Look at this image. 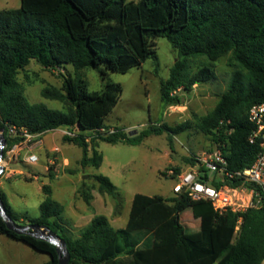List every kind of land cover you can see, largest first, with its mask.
<instances>
[{"label": "trees", "instance_id": "obj_1", "mask_svg": "<svg viewBox=\"0 0 264 264\" xmlns=\"http://www.w3.org/2000/svg\"><path fill=\"white\" fill-rule=\"evenodd\" d=\"M158 38L167 39L179 57L169 78L161 82L162 100L169 107L180 101L172 92H189L196 84L213 79L211 66L228 56L232 73L227 88L214 109L199 118L197 128L222 149L230 170L250 168L259 143L249 141L254 126L247 112L253 105L264 104V0H20L18 9L0 10V127L7 143L3 158L22 141L8 134L11 127L40 136L57 129H77L75 137L63 140L82 149L81 166L93 168L102 163L96 150L99 140L133 145L149 134L166 131L175 136L185 131L187 124H162L131 138L118 128L112 135L97 132L109 129L105 121L122 89L120 84L106 83L102 90L90 93L83 71L97 70L103 81L108 72L126 74L155 56ZM197 57H205L207 64L191 74L187 62ZM32 60L47 71L73 68V76L59 73L60 88L41 92L45 99L63 103L67 112L26 99L18 75ZM187 162L194 165L193 158ZM94 180L99 194L118 198L109 178L98 175ZM42 191L45 198L39 216L26 222H18L2 192L0 198L16 223L46 226L59 235L66 243L69 264L264 263V207L220 214L209 202L191 201L187 195L135 194L124 228L114 229L105 216L96 215L79 229V236L72 237L63 224L64 207L51 198L49 187ZM84 199L90 205L92 195ZM188 209L199 222L198 231L191 234L180 219ZM119 210L116 205L115 213ZM236 229L235 241L230 243L225 230ZM0 234L48 255L45 264H58L55 245L7 230L1 217Z\"/></svg>", "mask_w": 264, "mask_h": 264}, {"label": "rangeland", "instance_id": "obj_2", "mask_svg": "<svg viewBox=\"0 0 264 264\" xmlns=\"http://www.w3.org/2000/svg\"><path fill=\"white\" fill-rule=\"evenodd\" d=\"M19 7L20 0H0V10ZM227 58L228 56L223 57L211 66L213 79L196 84L189 92L182 89L177 92L176 97L180 101L173 106L178 107L177 109H169L161 96V82L169 78L170 69L179 59L177 52L165 38L155 40L153 58L126 74L108 72L103 81L97 70H84V80L90 93L102 90L106 83L121 86L120 99L105 121L109 129L118 128L131 138L162 124L169 127L187 124L188 128L175 136L166 131L149 134L140 143L133 145L109 144L99 140L96 148L102 156L99 168L81 166L82 149L62 139L63 129L48 133L44 138L46 147L39 143L37 147L33 146L37 140L25 145L24 150L17 154V159L12 161V164H19L18 167L24 175L14 172L10 176L4 173L0 177V191L6 196L18 222H26L27 219L39 216V205L45 198L42 191L45 186L50 188L51 198L64 207L63 224L72 237L79 236V229L86 225L88 217L95 212L85 202L86 194L94 195L97 210L111 220L118 216L115 213L117 205L121 213L120 228L125 226L130 203L135 194L173 197L175 179L170 178L167 172L171 170L175 173V169L180 172L187 170L193 166L187 162L188 159H194L214 147L212 140L198 130L197 123L199 118L214 109L227 88L232 73V68L227 65ZM205 64V57L191 58L187 62L188 71L195 74ZM65 72L73 76L71 66H66L65 71H47L32 60L25 70L20 71L18 81L23 85L24 96L30 103L43 104L51 110L67 112L60 101L45 99L41 95L45 88H60L62 79L59 73ZM88 137L91 136L88 134ZM52 144L59 149L51 153L49 160L52 164L47 165L44 148L49 149ZM30 146L33 147L31 153L38 157L35 164L22 161V151L26 152ZM61 156L69 160L67 166H62ZM98 175L109 178L117 188L119 196L116 200L99 194L94 180V176ZM180 219L188 234L198 231L199 222L193 219L189 209L181 214ZM112 227L117 228L113 224ZM236 232L237 229L225 230V236L230 243L235 241ZM48 261V255L0 234V264H45Z\"/></svg>", "mask_w": 264, "mask_h": 264}, {"label": "built area", "instance_id": "obj_3", "mask_svg": "<svg viewBox=\"0 0 264 264\" xmlns=\"http://www.w3.org/2000/svg\"><path fill=\"white\" fill-rule=\"evenodd\" d=\"M179 91L181 89L172 92L171 96H176ZM174 108L178 107H169V109ZM247 119L254 126L249 141L259 143V152L251 167L243 171L230 170L222 149L215 145L216 150L212 149L211 152L195 157L194 165L187 170L178 175L171 170L167 172L175 179L173 195H187L191 201L209 202L213 210L220 214L243 213L251 208L264 207V104L251 106L247 112ZM97 132L112 135L116 130L102 128ZM61 133L63 136L73 138L79 132L77 129L73 131L63 129ZM8 134L11 137L21 138L22 141L14 145L0 161V166L3 168L0 177L8 172V165L15 160L22 145L34 142L40 136L14 127L8 129ZM32 151L33 147H28L23 159L26 164H35L38 161L37 155L31 153ZM232 182H236L237 185L229 186L228 183Z\"/></svg>", "mask_w": 264, "mask_h": 264}, {"label": "water", "instance_id": "obj_4", "mask_svg": "<svg viewBox=\"0 0 264 264\" xmlns=\"http://www.w3.org/2000/svg\"><path fill=\"white\" fill-rule=\"evenodd\" d=\"M5 130L0 127V161L3 158V150L7 143L4 137ZM213 150H216L214 147ZM3 168L0 166V174ZM0 217L4 220L7 230L17 235H28L38 240H44L52 243L57 248L58 264H69V254L67 251L66 243L59 235L54 233L46 226H39L35 224L20 225L12 220L7 214L3 202L0 198Z\"/></svg>", "mask_w": 264, "mask_h": 264}, {"label": "crops", "instance_id": "obj_5", "mask_svg": "<svg viewBox=\"0 0 264 264\" xmlns=\"http://www.w3.org/2000/svg\"><path fill=\"white\" fill-rule=\"evenodd\" d=\"M53 132V131H52ZM48 133H50V132H48ZM48 133H45V134H43V135H41V136H39L36 140V143L33 145V146H35V147H37L38 145V143L39 144H41L43 147H46L45 146V143H44V138L48 135ZM63 139V138H62ZM24 147H25V145H22V149L21 150H24ZM45 149V154H46V157H47V165H48V163L49 164H52V161H50L49 160V156L51 155V153L52 152H54V150H58L59 148L57 147V146H55L54 144H52V146L48 149V148H44ZM21 152V151H20ZM25 154H26V152L25 151H22V153H21V155H23V158H22V161H23V159H24V156H25ZM61 158H62V166H67V164H69V160L67 159V158H65V157H62L61 156ZM17 159V157L15 158V160ZM19 164H17V163H10L9 165H8V167H7V171L8 172H5V173H7L8 174V176H10L12 173H16V174H20V175H24L23 174V172L19 169ZM48 168H46V170H47ZM1 179V178H0ZM1 192V191H0ZM4 194V193H3ZM103 195H105V194H103ZM105 196H107V195H105ZM174 196V195H173ZM93 198H94V200H93ZM133 199V198H132ZM96 200H95V197H94V195L92 194V200H91V202H90V206H91V208L92 209H94L95 210V212L94 213H92L89 217H88V219L86 220V225H88L89 224V222L93 219V217L94 216H96V215H103V216H105L106 218H107V220H108V222H109V224H110V226L112 227V224L113 225H116V227L117 228H114V227H112V228H114V229H122V228H120V216H121V213L120 214H118V216L116 217V218H114V219H110L106 214H100V213H102V212H99L98 210H97V205H96ZM131 204H132V200H131V203H130V207H129V212H128V217H129V213H130V209H131ZM111 210H112V206H111ZM127 221H128V218H127ZM127 221H126V223H125V226H126V224H127ZM86 225H84V226H86ZM83 226V227H84ZM124 226V227H125ZM119 227V228H118ZM123 227V228H124ZM82 228V227H81Z\"/></svg>", "mask_w": 264, "mask_h": 264}]
</instances>
